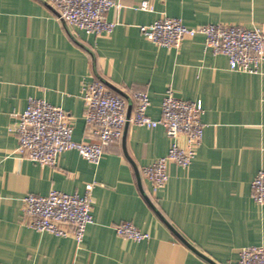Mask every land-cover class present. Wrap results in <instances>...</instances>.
Returning a JSON list of instances; mask_svg holds the SVG:
<instances>
[{
  "label": "crops",
  "instance_id": "1",
  "mask_svg": "<svg viewBox=\"0 0 264 264\" xmlns=\"http://www.w3.org/2000/svg\"><path fill=\"white\" fill-rule=\"evenodd\" d=\"M118 1L106 15L114 30L95 36L68 26L46 0H0V264H236L242 248L264 244V205L254 202L250 188L264 170V61L258 74L231 71L201 35L164 48L139 30L164 17L188 27L264 26V0ZM141 2L152 10L138 9ZM98 78L129 97L146 93L154 120L167 91L201 103V145L187 168L168 165V180L156 193L142 169L168 150L162 127L128 123L96 165L74 150L43 167L15 153L9 128L29 98L61 107L74 141H95L82 87ZM89 184L93 222L79 245L72 236L28 228L25 195L82 196ZM121 222L150 240L119 237L114 226Z\"/></svg>",
  "mask_w": 264,
  "mask_h": 264
},
{
  "label": "built area",
  "instance_id": "2",
  "mask_svg": "<svg viewBox=\"0 0 264 264\" xmlns=\"http://www.w3.org/2000/svg\"><path fill=\"white\" fill-rule=\"evenodd\" d=\"M57 17L68 26L87 34L100 36L111 33L116 22L106 15L112 8L120 7L118 0H46ZM138 9L151 11L147 2ZM141 34L156 46L177 48L184 38L204 37L205 48L213 54L227 58L231 71L258 74L264 61V26L246 28L238 25L204 24L185 26L177 18H160L139 27ZM132 111L126 119V100L112 93L98 80L84 84L82 99L85 106L86 126L95 141L77 142L72 139V126L67 113L44 99L29 98L22 112L14 116L9 128L17 139L15 153L39 166H54L60 154L74 150L84 160L98 164L104 148L121 138L126 121L149 129L162 127L170 139L168 150L149 166L142 169L151 190L156 193L168 180V165L181 168L190 166L197 148L201 145L204 125L201 121L200 102H188L167 91L160 104V117L152 119L147 114L148 95L136 92L131 97ZM184 140L182 145L180 139ZM94 184L85 188L82 196L51 190L41 196L27 194L22 198V214L28 228L55 236H72L76 244L83 241L87 226L92 224L91 192ZM251 197L264 205V170H259L250 185ZM115 233L132 242H147L151 236L130 222L114 226ZM236 264H264V244L244 247Z\"/></svg>",
  "mask_w": 264,
  "mask_h": 264
},
{
  "label": "water",
  "instance_id": "3",
  "mask_svg": "<svg viewBox=\"0 0 264 264\" xmlns=\"http://www.w3.org/2000/svg\"><path fill=\"white\" fill-rule=\"evenodd\" d=\"M55 14H56V12H55ZM98 81H100L103 85H105L108 89H110V90H112V91H115L116 93H118L119 94V96H121V97H123L125 100H126V102H127V109H126V119H128L129 117H130V114H131V110H132V100H131V98L129 97V96H127L126 94H123V93H121L120 91H118L117 89H115L113 86H111L108 82H106L105 80H103V79H101V78H98L97 79ZM127 124H128V121H126L125 122V124H124V128H123V131H122V133H123V137H124V132H125V128H126V126H127ZM122 136V135H121ZM148 203H149V205H150V207L152 208V210H154L155 212H157L156 211V209L154 208V206L151 204V202H149L148 201ZM159 215V214H158ZM168 225V224H167ZM168 227H170V226H168ZM171 228V227H170ZM172 229V228H171ZM174 231V230H173ZM175 234H176V232H175ZM177 236H178V238L184 243V244H186L187 246H189L190 247V245L180 236V235H178V234H176ZM211 263H213V262H211Z\"/></svg>",
  "mask_w": 264,
  "mask_h": 264
}]
</instances>
